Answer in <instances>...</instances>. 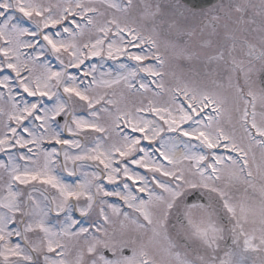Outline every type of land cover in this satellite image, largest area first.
Here are the masks:
<instances>
[{
  "label": "snow or ice",
  "instance_id": "1",
  "mask_svg": "<svg viewBox=\"0 0 264 264\" xmlns=\"http://www.w3.org/2000/svg\"><path fill=\"white\" fill-rule=\"evenodd\" d=\"M0 264H264V0H0Z\"/></svg>",
  "mask_w": 264,
  "mask_h": 264
}]
</instances>
